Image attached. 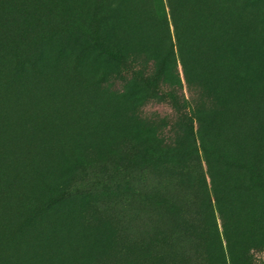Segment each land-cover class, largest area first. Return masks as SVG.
I'll return each instance as SVG.
<instances>
[{"label": "rangeland", "instance_id": "1", "mask_svg": "<svg viewBox=\"0 0 264 264\" xmlns=\"http://www.w3.org/2000/svg\"><path fill=\"white\" fill-rule=\"evenodd\" d=\"M139 1V11L146 7L154 21L150 49L159 58L171 56L170 66L150 53L148 63L132 59V39L126 62L110 63L82 18L84 30L74 25L44 45L43 76L21 80L15 107L25 100L52 110L51 103L66 101L58 84L71 88L72 107L64 109L69 121L54 114L60 141L43 151L46 174L65 156L62 136L76 137L64 133L73 120L74 127L85 126V156L72 172L44 179L49 184L38 191L39 204L29 202L34 210H26L43 212L19 225V235L34 236L38 257L56 256L61 264H96L119 249L118 264H264V0H247L258 8L242 37L230 23L226 38L233 40L235 70L229 61L198 62L185 71L187 81L176 49L167 48L174 38L166 0ZM221 1L219 19L242 9L238 0ZM76 60L78 76L70 73ZM132 61L150 78L146 83L127 74ZM156 73L162 78L151 90ZM99 78L106 82L103 92L86 94L84 82ZM28 91L30 100L20 96ZM109 91L121 95L115 105ZM41 217L50 232H28Z\"/></svg>", "mask_w": 264, "mask_h": 264}, {"label": "trees", "instance_id": "2", "mask_svg": "<svg viewBox=\"0 0 264 264\" xmlns=\"http://www.w3.org/2000/svg\"><path fill=\"white\" fill-rule=\"evenodd\" d=\"M238 2L241 11L224 20L219 19L222 15L221 0H166L174 38V42L169 43L167 48L170 51L172 48L176 49L185 81L188 80L185 71L194 63L222 65L225 61L231 62L233 40L226 38L231 29L230 23L233 22V30L237 35L235 37H242L246 22L250 21L258 8L251 1L250 4L247 0ZM141 6L139 0H0V264H61L56 256L39 258L35 249V237L28 239L24 234L19 235L18 228L43 212L39 209L33 213L26 210H34L30 209L32 205L29 202L39 204L38 191L44 187L43 183L47 186L49 184L44 179L48 176L55 180L62 172H72L85 156L82 142V130L85 126L80 121L74 127L73 120L71 127L65 129L64 133L74 132L76 137L62 136L65 156L50 165L56 170L53 175L46 174L47 171L42 169V162L46 161L43 151L47 148L53 150L60 141V127L54 114L64 115L69 121L64 109L72 107L67 99L71 88L66 83L58 84L59 90L60 87L64 90L66 101L56 106L51 103L52 110L49 107H36L34 103L25 100L15 107L18 102L14 98L18 96L21 80L43 76L41 67H44L46 59L44 45L59 39L74 25L78 30H84L85 26L80 22L82 18L89 19V33L96 49L110 63L126 62L127 51L124 48L132 39L136 52L131 55L132 59L144 57L148 63L151 61L148 59L150 53V57L159 59L161 65L170 66L171 56L159 58L150 49L152 37L149 33L154 31V21L150 23L146 7L139 11ZM260 13L264 15L262 9ZM113 15L119 16L117 21L120 27L113 36L114 41L110 43L108 37L111 36L114 25ZM74 17L77 19L74 20ZM164 25L167 31L166 20L163 19ZM222 39L226 40L219 41ZM134 61L126 69L127 74L146 83L150 78ZM229 67L235 70L232 62ZM70 73L81 75V66L77 60L71 66ZM161 76L156 73L152 77L156 82L149 85L151 90H155ZM105 87V80L99 78L95 82L85 81L83 91L97 95ZM112 88L114 89L113 86ZM25 94L30 100L28 95L32 93L28 91L20 96ZM118 95L117 91L116 94L109 91V96L115 98L111 99L112 105L118 102ZM49 105L50 103L45 104ZM26 185L28 186L23 191L22 188ZM45 221L41 217L27 231L44 230L36 231L34 235L48 230L50 232V225L48 223L45 227ZM14 237L17 238L16 241H13ZM52 248L55 249L56 245ZM30 250L35 251L36 255H31ZM114 252L115 255H110L104 261L99 259L96 264H118L117 259L123 256V250Z\"/></svg>", "mask_w": 264, "mask_h": 264}]
</instances>
